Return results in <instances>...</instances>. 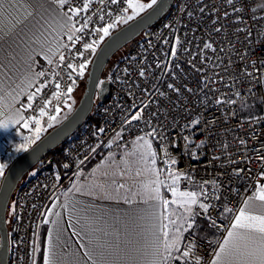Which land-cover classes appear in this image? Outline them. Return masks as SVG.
Returning a JSON list of instances; mask_svg holds the SVG:
<instances>
[{"label":"built area","instance_id":"1","mask_svg":"<svg viewBox=\"0 0 264 264\" xmlns=\"http://www.w3.org/2000/svg\"><path fill=\"white\" fill-rule=\"evenodd\" d=\"M52 2L59 7L58 0ZM85 2L67 0L59 9L67 17L70 8L82 9ZM124 9L127 0H91L88 11L73 18L83 31L74 34L79 37L75 43L68 36L58 58L40 68L45 75L37 76L31 107L28 96L21 102L27 121L40 118L42 108L49 121L68 107L72 92L67 89L73 91L76 81L87 77L91 50L84 45L96 41L98 47L107 36L101 40L97 29L113 23L109 34L113 32ZM68 63L77 71L85 63V76ZM105 80L107 97L95 101L90 121L60 145L59 161L41 160L14 190L9 264H36L44 209L72 173L99 149L120 160L141 137L152 138L156 158L181 177L182 190L200 191L193 213L209 236L185 233L181 250L189 245L193 255L170 264H195L196 257L200 264H210L243 202L264 187V0H173L130 43ZM57 91L61 95L54 99ZM247 106L252 107L248 117L243 114ZM137 113L141 119L132 120Z\"/></svg>","mask_w":264,"mask_h":264},{"label":"crops","instance_id":"2","mask_svg":"<svg viewBox=\"0 0 264 264\" xmlns=\"http://www.w3.org/2000/svg\"><path fill=\"white\" fill-rule=\"evenodd\" d=\"M19 3L23 5V8L34 13L26 23L35 24L39 21L37 25L39 31L34 36L30 34L31 40L28 46L15 49L14 54L9 48V37L0 41V49H2L0 50V123L8 125L7 131L0 130V152L5 142L17 131L25 128V123L27 127L30 125L31 122L24 117L21 102L29 93L34 92L36 73L45 63H48L49 59L55 61L58 58L64 41L70 34L67 28L62 27L66 23V16L52 0H19ZM41 4L48 10L47 12H43L40 8ZM23 27L24 25L21 24L17 30ZM42 46L45 51L51 48L53 52L45 56L41 52ZM13 48H15L14 45ZM33 49L35 53L32 52ZM18 113L24 118L19 122H17ZM112 158H108L107 153L99 149L62 183L50 199L41 219L36 264H44V256L48 254L49 245L58 264H76L77 261L83 264L81 257L85 249L82 244L87 243L89 239L111 242L115 252L127 249L132 255L124 257L125 261L151 259L150 256L136 255L135 250L142 246L151 251L153 242L160 235L159 213L168 217L163 221L168 224V228L165 229L169 233L168 239H172L178 233L175 230L178 226L175 223L176 220L181 221V229L191 223V220H186L187 216L184 217L183 212H186L184 207L178 204H170L167 209H164L152 198L153 195L132 196L128 192H123L117 186L118 182L116 177H113L114 174L111 175L113 168L110 166L115 162ZM172 173L181 179L173 170ZM166 184L168 186L166 190L159 193L163 199L171 201L175 199L169 188L172 182L168 181ZM152 189L153 187H150V190ZM180 191L194 192L197 194V199L200 195L196 187H191L189 191H182V189ZM256 193L246 199L241 208L247 201L248 212L253 215L264 214V202L255 199ZM66 202L68 207H62ZM73 204L75 211L72 210ZM193 209L194 205L191 206L190 216L195 218ZM57 212L61 214L59 219L55 215ZM204 233L206 234L203 239L209 236L206 230ZM225 238L227 234L220 243ZM173 255L177 256L178 252H174ZM214 258L213 256L212 259ZM110 259L120 264L119 257L116 255Z\"/></svg>","mask_w":264,"mask_h":264},{"label":"snow or ice","instance_id":"3","mask_svg":"<svg viewBox=\"0 0 264 264\" xmlns=\"http://www.w3.org/2000/svg\"><path fill=\"white\" fill-rule=\"evenodd\" d=\"M111 3L115 4L118 0H110ZM229 4L232 3V0H228ZM67 3V0H58L59 7L63 8ZM91 0L83 3L82 9L72 7L68 11L71 13L66 17V23L62 26L68 29V31L72 34L69 35V40L76 42L79 37L74 38V34L76 32L83 31V28H78L72 23L73 18L78 16L81 10L87 12L89 9V5ZM159 0H151L150 3L144 4L140 3V0H127V9H131L132 15L127 16H118L117 20L127 23L129 20H132L135 16L139 15L141 12H144L145 9H152L153 6L158 5ZM6 5V7H5ZM162 6V5H161ZM40 8L43 9V12H47V9L43 8V5H40ZM127 9H124L127 12ZM34 13L28 11L26 8H23V5L19 3V0H0V41H3L5 37L10 38L9 48L12 49L13 54L15 53V49L20 48L21 46H28L29 41L31 40V36H34L39 28L37 25L39 21L35 24L26 23L29 17H33ZM111 15V13H109ZM103 19V17H101ZM23 24V28H19L18 26ZM86 26V24H85ZM115 24L110 23L107 27H101L97 29L98 32H101L103 35L100 37L103 40L104 37L109 35V30L113 28ZM178 42V41H177ZM13 45L15 48H13ZM206 48H211V44H206ZM85 50H91L93 54L96 52L97 42L86 43L84 45ZM2 50V49H0ZM35 53V49L32 50ZM41 52L48 56L53 52V49L48 48L46 51L43 46L41 47ZM175 55V52L172 53ZM65 57L61 54L60 60L64 61ZM49 64L52 63V60H48ZM31 68V65H29ZM67 67L72 69L76 74L80 77L84 76V69L86 67L85 63H81L79 65V70L77 71L76 67L72 63H68ZM141 75L144 73L141 72ZM45 73L40 71L36 73V76L43 77ZM75 83V81H73ZM57 89L60 88V85L57 83L55 85ZM172 85H169L171 88ZM37 93L41 91L40 88H37ZM67 92L70 94L72 92V88L69 87ZM61 93L57 91L54 94V99H58ZM35 98V94H28V107H31V102ZM50 103V102H49ZM59 112V108L56 109ZM39 115L43 117L45 115V109L42 108L40 110ZM23 116L17 114V122L23 120ZM49 127H51V122L56 119L55 116H49ZM132 120H139L141 116L139 113L134 114L131 117ZM37 127L35 130V140H39V133L43 130L41 127V122L39 119L32 121ZM25 127H27V123H25ZM8 125L6 123H0V130L7 131ZM140 139H143L141 137ZM35 140L30 138H25V143L17 146L16 151H28V148L31 144L35 143ZM147 147L150 149V143L146 142ZM154 157L155 153H151ZM261 160L264 161V157H261ZM152 163H155L153 159ZM172 163H175L173 160ZM8 167L5 163H0V177L5 175V169ZM179 177H175L172 180V184L169 185L172 196L175 198L171 201L167 199H163L159 193V180L154 183L157 187L153 188L151 191L154 193L152 196L161 208L167 209L170 204H178L181 207H184L185 211L191 214V206L197 203V194L194 192H181L178 190L176 186V181ZM120 187H123L121 185ZM255 199L264 202V187L259 188L256 193ZM62 207L67 208L68 202H66ZM199 207L204 210V212H208V207L204 204H200ZM248 202H245V206L239 209V213L234 215V223L230 224V228L227 231V238L223 240L222 243L218 245V251L214 254V259H211L210 264H264V214L253 215L247 211ZM72 210L75 211V205H72ZM225 211H230L225 207ZM59 219L60 213L57 212L55 214ZM157 215V214H154ZM160 224V235L156 237V240L153 242L151 251H148L144 247H138L135 250V254L140 257L150 256L151 259H141V260H131L125 261L124 257L131 256L132 253H129L127 249H122L121 252H115L113 245L111 242H101L99 239H89L87 243H83L82 247L85 249L81 260L83 264H117V261L111 260L110 257L116 255L119 257L120 264H169V261L173 259L179 258H187L192 253V247L189 245H185L183 250H181V240L182 236L177 234L172 239H168L169 233L165 229L168 228V224H165L163 221L168 219L163 213L158 214ZM57 223V222H54ZM170 223H174L170 221ZM187 228H191L192 224H186ZM212 226L215 227V220H212ZM118 247V246H117ZM174 252H179L180 256H174ZM86 258V259H84ZM44 264H58L57 260L54 259V253L51 251V245H49L48 254L44 256ZM76 264H81L80 261H77ZM187 264V260L185 261ZM195 264H200L199 257L195 258Z\"/></svg>","mask_w":264,"mask_h":264},{"label":"water","instance_id":"4","mask_svg":"<svg viewBox=\"0 0 264 264\" xmlns=\"http://www.w3.org/2000/svg\"><path fill=\"white\" fill-rule=\"evenodd\" d=\"M173 0H159L158 5L111 32L92 55L84 90L77 105L60 123L48 130L28 151L14 157L0 180V264H9L7 211L14 190L21 179L53 149L74 134L86 121L96 100L103 101L109 84L102 73L110 59L144 31L152 27L169 9ZM162 5V6H161Z\"/></svg>","mask_w":264,"mask_h":264},{"label":"rangeland","instance_id":"5","mask_svg":"<svg viewBox=\"0 0 264 264\" xmlns=\"http://www.w3.org/2000/svg\"><path fill=\"white\" fill-rule=\"evenodd\" d=\"M151 0H140V3H150ZM147 9H145L146 11ZM144 11V12H145ZM141 12L140 14H142ZM139 14V15H140ZM127 15H132L131 9H128L127 12L125 13V16ZM137 15V16H139ZM135 16L134 18H136ZM133 18V19H134ZM130 21V20H129ZM128 21V22H129ZM122 24H125L124 22L120 23V26H118L116 29L120 28L123 26ZM114 29L113 31H115ZM129 46V45H128ZM128 46H126L128 48ZM126 47L121 49L118 53H116L108 62L107 66L105 67L103 73H102V78L107 77L109 70L112 68L114 63L119 61L123 56L124 53H126V50H124ZM90 54H93L90 52ZM85 76V75H84ZM85 80L86 76L80 80L76 81L73 91L70 95V102L68 107L55 119L51 122V127H49V121L45 119V117H40L39 120L41 122V127L42 131L39 133L40 138L52 127L60 123L63 119H65L73 110V108L77 105L79 98L84 90L85 86ZM252 105V104H250ZM252 109L251 106H247V117L250 115V110ZM36 125L31 122L28 127H25L24 129H21L17 131L11 139H9L7 142H5L3 150L0 152V163H5L9 164L10 161L22 153L23 151L17 152V146L25 143V138H30L35 140V130H36ZM37 140H35L36 142ZM146 142L150 143L151 147L150 149L147 147ZM34 144V143H33ZM32 145V144H31ZM30 145V146H31ZM60 146V145H59ZM58 146V147H59ZM57 147V148H58ZM56 149V148H55ZM151 153H155L154 150V142L151 137H147L141 140H137L133 143L131 150L127 151L124 153L121 157L120 160L115 159V162L110 166L113 168L111 170V175L113 177H116V180L118 182L117 186L120 187L123 185V187H120V189L123 192H128L132 196H144V195H154V193L150 190V187H157V185L154 183L155 181L159 180V189H161L159 192L166 190L167 182L173 180V178L178 177L175 174L172 173V168L167 166L166 164L160 162L157 158L156 155L153 157ZM108 158H112L113 156L110 154H107ZM114 158V157H113ZM112 158V159H113ZM153 159L155 160V163L153 164L152 161ZM172 169V170H171ZM175 173V171L173 170ZM177 174V173H176ZM115 179V178H113ZM1 180V177H0ZM180 178L177 179L176 181V186L180 184ZM167 186V187H166ZM180 187V185H179ZM178 187V190L180 191ZM185 191V190H182ZM187 191V190H186ZM189 191V190H188ZM8 210H10V214H12V198L8 206ZM184 217L187 216V221L191 220L192 227L187 228L185 225L183 229H181L180 220H176L175 223L178 224V226L175 227V230L178 232L177 234H181L182 236L184 235L185 232H192L194 235H198L200 238L203 239V236L206 234L205 232V227H204V222L200 219L194 218L193 216H190V214L187 212H183ZM7 215L9 216V211H7ZM7 220V217H6ZM8 221V220H7ZM10 222V221H9ZM183 222V220H182ZM7 223V227H8ZM180 230V231H179ZM197 236V237H198ZM198 237V238H199Z\"/></svg>","mask_w":264,"mask_h":264},{"label":"trees","instance_id":"6","mask_svg":"<svg viewBox=\"0 0 264 264\" xmlns=\"http://www.w3.org/2000/svg\"><path fill=\"white\" fill-rule=\"evenodd\" d=\"M126 24V23H125ZM122 25H124V24H122ZM129 46H130V44H128ZM127 45V46H128ZM128 46V47H129ZM128 48L126 47L124 50H127ZM92 55L93 54H90V57L89 58H92ZM106 79V77H104V78H102V80H105ZM247 110L246 111H244V116H246L247 115ZM250 113V112H249ZM90 118L91 117H89L87 120L88 121H90ZM86 120V121H87ZM91 121H93V120H91ZM59 158H60V146L58 147V148H56V149H53L52 151H50L48 154H46V156L44 157V159L43 160H49V161H51V162H57V161H59ZM9 211V216L7 215V223L9 224V221H10V218H11V214H10V210H8ZM198 236V235H197ZM199 237V236H198ZM200 238V237H199Z\"/></svg>","mask_w":264,"mask_h":264}]
</instances>
